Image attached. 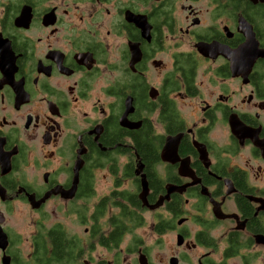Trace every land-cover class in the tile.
I'll use <instances>...</instances> for the list:
<instances>
[{
	"label": "flooded vegetation",
	"instance_id": "af4514ba",
	"mask_svg": "<svg viewBox=\"0 0 264 264\" xmlns=\"http://www.w3.org/2000/svg\"><path fill=\"white\" fill-rule=\"evenodd\" d=\"M0 264H264V0H0Z\"/></svg>",
	"mask_w": 264,
	"mask_h": 264
},
{
	"label": "trees",
	"instance_id": "16d2710c",
	"mask_svg": "<svg viewBox=\"0 0 264 264\" xmlns=\"http://www.w3.org/2000/svg\"><path fill=\"white\" fill-rule=\"evenodd\" d=\"M140 133H141V138L139 140L140 141V145H139L140 154H141V156H144L146 158L151 157L153 159L154 157L152 156V154L156 155V152L154 151V148H153V138L151 137V133H150L148 125H144L142 127V129L140 130ZM94 227H97V225L95 224ZM124 228H126V226L124 224L116 223L114 228L112 229V235L111 236L105 237L102 235L99 237L98 240H96L94 242L88 241V253L94 249L95 244H97L99 246H104V247L116 246L120 240V239H117V237L119 236V233L124 230ZM95 230H96V228H95ZM63 241H65V240L62 239L60 241V246H59V248H57L61 252H63L64 250H67L68 252L78 250V244L75 241L65 242L66 247L64 246Z\"/></svg>",
	"mask_w": 264,
	"mask_h": 264
},
{
	"label": "rangeland",
	"instance_id": "374dc122",
	"mask_svg": "<svg viewBox=\"0 0 264 264\" xmlns=\"http://www.w3.org/2000/svg\"><path fill=\"white\" fill-rule=\"evenodd\" d=\"M236 162L237 163H242V161H240V159H236ZM104 186H106V183H104L103 180L101 181V183H98L96 185L98 193H101L102 191H104ZM58 217H61V216H58ZM71 220H72L71 218H66L65 219V221L67 223H70ZM76 227L79 228L78 226H76ZM156 243L154 242V248L155 249H168V246L171 245V239L169 237L165 238V240L161 242V246L159 245L158 247L156 246ZM93 253H110V252L104 250L101 247H96L95 251Z\"/></svg>",
	"mask_w": 264,
	"mask_h": 264
},
{
	"label": "water",
	"instance_id": "95a60500",
	"mask_svg": "<svg viewBox=\"0 0 264 264\" xmlns=\"http://www.w3.org/2000/svg\"><path fill=\"white\" fill-rule=\"evenodd\" d=\"M126 105H129V104L127 103ZM131 109H132L131 106H127L126 109H125V112H124V114H123V116L121 118V123L123 125H125V126H128V127L139 125V123H130V122H128L126 120V118H123V117H125L127 115L128 111H130ZM141 177H142V187H143V189H146V183H145L144 175L142 174ZM150 207H152V205H150Z\"/></svg>",
	"mask_w": 264,
	"mask_h": 264
}]
</instances>
